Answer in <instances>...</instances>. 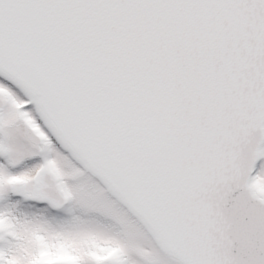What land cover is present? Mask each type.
Segmentation results:
<instances>
[{
	"label": "snow or ice",
	"instance_id": "6c2138e0",
	"mask_svg": "<svg viewBox=\"0 0 264 264\" xmlns=\"http://www.w3.org/2000/svg\"><path fill=\"white\" fill-rule=\"evenodd\" d=\"M0 264H264V0H0Z\"/></svg>",
	"mask_w": 264,
	"mask_h": 264
}]
</instances>
